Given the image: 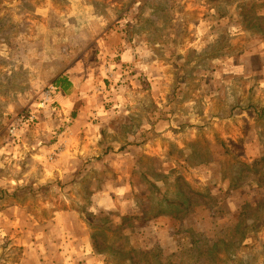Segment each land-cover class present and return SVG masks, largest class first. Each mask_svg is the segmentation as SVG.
<instances>
[{
  "label": "rangeland",
  "instance_id": "374dc122",
  "mask_svg": "<svg viewBox=\"0 0 264 264\" xmlns=\"http://www.w3.org/2000/svg\"><path fill=\"white\" fill-rule=\"evenodd\" d=\"M168 263L264 264V0H0V264Z\"/></svg>",
  "mask_w": 264,
  "mask_h": 264
},
{
  "label": "crops",
  "instance_id": "0c3cea01",
  "mask_svg": "<svg viewBox=\"0 0 264 264\" xmlns=\"http://www.w3.org/2000/svg\"><path fill=\"white\" fill-rule=\"evenodd\" d=\"M25 20L27 21V19L25 18ZM28 23L29 22H33L32 21V19L31 20H28L27 21ZM43 24H42V26L44 27L45 25H47V21L46 20H43V22H42ZM32 31V30H31ZM80 37H83V38H80ZM79 37V43H81V44H84V43H87V42H89L90 41V36H86V38H85V36H80ZM47 38H48V35H40V36H29V35H24V36H21L18 40H19V42H18V44H21V46H20V48H19V51L20 52H18V53H20L22 56H24V54L25 55H28V57H29V55L33 52V53H38L39 51L41 52L40 53V56L39 57H37L38 59H43L44 58V56L47 54V47H45V44L47 43ZM35 43V44H34ZM22 44H24V45H22ZM32 44H34V45H32ZM23 53V54H22ZM107 53H109V52H107ZM127 54H128V52H126ZM102 55V54H101ZM100 55V56H101ZM21 57V56H20ZM40 63V62H39ZM78 64H80L79 62H78ZM78 64L76 65V66H78ZM92 65H95V64H92ZM91 69H92V67H91ZM60 75H64V76H66V77H68L67 76V74L65 73V72H62V73H60L59 74V76ZM58 76V77H59ZM81 75L79 74V76L77 77V79L74 81V80H71L69 77V80H70V82L73 84V86L77 89V88H79L80 86H81V84H82V82H83V79L84 78H82V77H80ZM57 77V78H58ZM57 78H55L52 82H53V85H54V81L57 79ZM160 79L161 78H159V81H160ZM156 85H159V88H157L156 87ZM55 86V85H54ZM56 90H57V88H55ZM154 89H158V91H155V93H154V97L157 99V100H160V102L163 100H166V98H164V96H163V90H162V87H160V82H158V81H156L155 80V86H154ZM57 94H59L60 96L62 95V91H58V93ZM64 94V98L66 97V95H65V93H63ZM162 103V102H161ZM76 123L79 125L78 127H82L83 126V124H86V122H85V117H80V118H78L77 120H76ZM81 133H82V131H81ZM73 133H69V136L70 135H72ZM80 135H82V134H80ZM76 135H73L72 136V138L74 137V139H76L77 137H75ZM81 138H82V136H81ZM70 140H72V139H70ZM69 140V141H70ZM92 262V261H91Z\"/></svg>",
  "mask_w": 264,
  "mask_h": 264
},
{
  "label": "trees",
  "instance_id": "16d2710c",
  "mask_svg": "<svg viewBox=\"0 0 264 264\" xmlns=\"http://www.w3.org/2000/svg\"><path fill=\"white\" fill-rule=\"evenodd\" d=\"M54 85L58 91H62L65 94H69L73 88V84L70 82L69 78L64 76V75H60L54 81ZM118 253L121 255L123 253V251H118ZM168 264H170V263H168Z\"/></svg>",
  "mask_w": 264,
  "mask_h": 264
}]
</instances>
